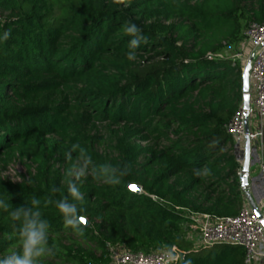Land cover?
<instances>
[{
  "label": "trees",
  "instance_id": "trees-1",
  "mask_svg": "<svg viewBox=\"0 0 264 264\" xmlns=\"http://www.w3.org/2000/svg\"><path fill=\"white\" fill-rule=\"evenodd\" d=\"M126 3L0 0V197L13 209L41 201L55 245L43 264H108V245L143 253L176 247L177 264H244L239 245L195 248L185 237L192 214L234 217L243 206L226 132L242 103V73L237 62L207 55L243 43L249 24H264V0ZM129 23L145 37L134 60ZM98 124L117 128L110 156L95 149L103 143ZM73 144L92 158L85 177H72L82 201L69 195L65 175L85 163ZM16 160L25 169L20 182L2 177ZM101 166L129 170L109 185L91 175ZM65 197L88 222L82 235L55 206ZM18 248L0 209V256Z\"/></svg>",
  "mask_w": 264,
  "mask_h": 264
},
{
  "label": "built area",
  "instance_id": "built-area-1",
  "mask_svg": "<svg viewBox=\"0 0 264 264\" xmlns=\"http://www.w3.org/2000/svg\"><path fill=\"white\" fill-rule=\"evenodd\" d=\"M244 41L238 53L230 59L240 65L241 73L248 63L249 108L243 105L226 125V132L234 140V155L240 164L238 176L243 166L245 138L249 141V172L247 191L253 198L260 218H258L243 192V206L234 217H214L191 215L190 230L186 240L196 247L209 248L215 245H239L245 251L244 264H264V24L251 23L243 33ZM222 58L220 53L208 54V59ZM247 114V118H246ZM258 170L252 172L251 167ZM242 190V189H241ZM190 233H195L193 240ZM197 237V238H196ZM110 256L108 264H177L168 261V254L180 256L181 251L173 247L170 251L154 253L131 252L121 246H107ZM173 249L175 251H173Z\"/></svg>",
  "mask_w": 264,
  "mask_h": 264
},
{
  "label": "clouds",
  "instance_id": "clouds-1",
  "mask_svg": "<svg viewBox=\"0 0 264 264\" xmlns=\"http://www.w3.org/2000/svg\"><path fill=\"white\" fill-rule=\"evenodd\" d=\"M115 4H125L126 0H113ZM124 31L131 37L129 42L128 59L134 60L136 57V49L142 42L145 41V37L141 35V29L135 23H129L125 26ZM8 37V33H5L4 38ZM72 151L79 149L80 156L77 159H84V165L79 167L77 165L69 167L65 173L68 181V192L73 201H82L83 195L80 192L79 187L73 181L74 176L76 180L81 177H85L87 164L91 162V156L87 155L79 144H73L71 146ZM66 159L71 160L72 157L66 153ZM129 166L120 171L119 175L114 174V169L110 170L107 166H101L100 173L97 174L95 170L91 175L94 180L101 181V176L104 177L103 182L109 185H117L121 182L123 176L127 174ZM55 191V189H53ZM53 203L51 199L44 202V207ZM56 208L59 210L63 217V222L66 227H70L78 235L83 234V226L86 223L82 222V218L86 221V218L80 215V209L77 203L69 202L68 198L57 200L54 202ZM31 206L20 204L14 209L11 207L8 199L0 197V209L7 212L11 221L13 222V231L16 241L19 245L18 250L0 256V264H43V260L46 257L53 256L55 254V245H49V223L43 218V211L41 208V201L33 198L30 202ZM173 251H175L173 249ZM179 259L178 256L172 253L168 254V261H174ZM184 264H192L191 260L184 261Z\"/></svg>",
  "mask_w": 264,
  "mask_h": 264
},
{
  "label": "rangeland",
  "instance_id": "rangeland-1",
  "mask_svg": "<svg viewBox=\"0 0 264 264\" xmlns=\"http://www.w3.org/2000/svg\"><path fill=\"white\" fill-rule=\"evenodd\" d=\"M241 44V43H240ZM241 49L240 45H233L228 46L224 51L220 53V55L224 58H231L233 55L238 53ZM99 133L98 135L101 137V141H103L102 144H95V149L100 155H112V142H113V135L111 132H114L117 130L116 127H109L106 124L97 125ZM91 134H94L91 133ZM252 172L258 170L256 166L251 167ZM25 175V169L20 161H15L12 165H10L6 170L2 172V177L7 178L11 180L12 182H20L22 176ZM190 225V224H189ZM186 231L188 232L190 230V226L186 227ZM195 233H190L189 239L193 240L195 238ZM197 238V237H196ZM195 248H197L195 245H193ZM15 250V249H14Z\"/></svg>",
  "mask_w": 264,
  "mask_h": 264
},
{
  "label": "water",
  "instance_id": "water-1",
  "mask_svg": "<svg viewBox=\"0 0 264 264\" xmlns=\"http://www.w3.org/2000/svg\"><path fill=\"white\" fill-rule=\"evenodd\" d=\"M249 70H250V63H248L246 65L244 72L242 74V105H243V109L245 111H247L249 108ZM246 118H247V114H246ZM243 160H244V162H243L241 174L239 175L240 186H241L242 191L245 192V197L248 200L254 214L258 218H260L261 216H260L257 208L255 207V204L253 202V198L251 197V195L247 191L248 172H249V141H248L247 137L245 138V148H244ZM129 189L131 190V185H129ZM137 189H138V191H135V193H141V188L139 186H137ZM261 224L264 228V222H262ZM87 225H88V222L86 221L85 226H87Z\"/></svg>",
  "mask_w": 264,
  "mask_h": 264
},
{
  "label": "snow or ice",
  "instance_id": "snow-or-ice-1",
  "mask_svg": "<svg viewBox=\"0 0 264 264\" xmlns=\"http://www.w3.org/2000/svg\"><path fill=\"white\" fill-rule=\"evenodd\" d=\"M131 190L134 191V192L138 191L137 186L136 185H131ZM82 222L86 223V221L83 218H82ZM262 222H264V221H262Z\"/></svg>",
  "mask_w": 264,
  "mask_h": 264
},
{
  "label": "crops",
  "instance_id": "crops-1",
  "mask_svg": "<svg viewBox=\"0 0 264 264\" xmlns=\"http://www.w3.org/2000/svg\"><path fill=\"white\" fill-rule=\"evenodd\" d=\"M241 47H242V43L241 44H239Z\"/></svg>",
  "mask_w": 264,
  "mask_h": 264
}]
</instances>
